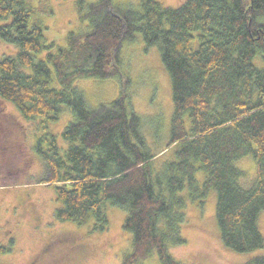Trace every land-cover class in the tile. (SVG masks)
<instances>
[{
	"label": "trees",
	"instance_id": "16d2710c",
	"mask_svg": "<svg viewBox=\"0 0 264 264\" xmlns=\"http://www.w3.org/2000/svg\"><path fill=\"white\" fill-rule=\"evenodd\" d=\"M78 2L86 27L58 46L32 21L29 0H0V41L18 50L0 57V97L43 122L36 151L46 166L42 182L55 187V218L83 224L93 217L101 231L106 205L122 206L134 237L122 264L153 251L162 264H182L167 245L185 242L181 193L203 204L214 192L222 243L237 253L262 249L264 0H187L176 8L159 0H139V7ZM137 37L146 48L159 45L170 75L174 111L164 143L147 136L143 117L130 107V80L121 76L122 43ZM116 76L123 81L119 96L96 108L75 86L84 77ZM64 108L72 113L61 134L65 145L49 128ZM249 154L257 179L246 187L236 161ZM13 244H0V253ZM242 264H264V254Z\"/></svg>",
	"mask_w": 264,
	"mask_h": 264
},
{
	"label": "rangeland",
	"instance_id": "374dc122",
	"mask_svg": "<svg viewBox=\"0 0 264 264\" xmlns=\"http://www.w3.org/2000/svg\"><path fill=\"white\" fill-rule=\"evenodd\" d=\"M97 1L85 0L86 7ZM159 1L164 6L176 8L187 0ZM112 2L140 6L139 0ZM29 3L34 8L32 21H40L47 28L45 38L55 40L58 46L67 44L68 33L86 27L79 14L78 0H29ZM2 23L5 21L0 19ZM140 40L137 37L122 43L121 76L130 80V107L143 117L147 136L156 143H164L174 111L171 79L162 62L159 45L146 48ZM17 52L15 46L0 41V57ZM122 77H84L78 79L75 86L82 91L88 105L96 108L117 99ZM71 119V111L64 108L58 120L49 126L51 133L60 136L63 145L61 134ZM42 123L38 119H26L13 103L0 97V244L14 242L10 251L0 253V264H28L41 255L50 235H64L73 241L56 252L54 261L50 257L44 259V264H122L124 257L133 250L134 238L124 226L126 208L106 205L108 226L101 231L94 227L93 217L83 224L55 218L59 205L55 187L42 182L46 166L36 151L38 139L45 133ZM165 156L169 157L165 153L157 160L160 162ZM236 166L245 172L244 186L248 187L257 179L256 159L251 154L237 159ZM204 176L203 171L197 173L200 181ZM188 192L181 193L186 195L187 202L181 210L185 213L181 228L185 242L167 244L176 260L182 264H242L252 256L264 254V247L250 253L228 249L218 233L216 194L210 193L201 204L198 199L191 200ZM260 220L264 232V212ZM137 264L162 263L157 251H153Z\"/></svg>",
	"mask_w": 264,
	"mask_h": 264
},
{
	"label": "flooded vegetation",
	"instance_id": "af4514ba",
	"mask_svg": "<svg viewBox=\"0 0 264 264\" xmlns=\"http://www.w3.org/2000/svg\"><path fill=\"white\" fill-rule=\"evenodd\" d=\"M63 236L64 235H59V236L50 235L46 240V243L44 244L43 248L41 249L42 252L41 255H39L37 258L30 260L28 264H44L43 262L44 259L49 257L52 259V261H54V255L56 254V252L59 253V250L62 247L68 246V244L73 241Z\"/></svg>",
	"mask_w": 264,
	"mask_h": 264
}]
</instances>
